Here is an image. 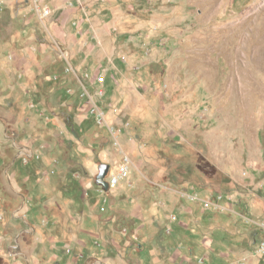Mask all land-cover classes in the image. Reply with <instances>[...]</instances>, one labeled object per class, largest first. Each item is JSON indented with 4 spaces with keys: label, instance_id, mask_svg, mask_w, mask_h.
I'll list each match as a JSON object with an SVG mask.
<instances>
[{
    "label": "rangeland",
    "instance_id": "1",
    "mask_svg": "<svg viewBox=\"0 0 264 264\" xmlns=\"http://www.w3.org/2000/svg\"><path fill=\"white\" fill-rule=\"evenodd\" d=\"M263 221L264 0H0V264H264Z\"/></svg>",
    "mask_w": 264,
    "mask_h": 264
},
{
    "label": "built area",
    "instance_id": "2",
    "mask_svg": "<svg viewBox=\"0 0 264 264\" xmlns=\"http://www.w3.org/2000/svg\"><path fill=\"white\" fill-rule=\"evenodd\" d=\"M44 12L47 13L46 10ZM93 80L94 81L91 87L85 86L84 84L80 85V98L84 101L85 117L91 118L95 125L99 127H106L109 129V127L105 123L104 110L101 106V102L104 97V92L101 88L103 79L101 76H98ZM109 131L112 133L114 129H109ZM116 133L119 134L120 129H118ZM129 165L130 164L128 158L124 156L115 170L108 171V175L105 180L109 188H115L122 181L127 179L129 175ZM187 196L189 197V200H195L194 196ZM202 204L205 208L216 209V207H213V201L211 200H204L202 201ZM261 227L264 229V221L262 222ZM257 252L259 254H264V240L259 243Z\"/></svg>",
    "mask_w": 264,
    "mask_h": 264
},
{
    "label": "water",
    "instance_id": "3",
    "mask_svg": "<svg viewBox=\"0 0 264 264\" xmlns=\"http://www.w3.org/2000/svg\"><path fill=\"white\" fill-rule=\"evenodd\" d=\"M108 169L109 165L103 163L99 164L97 167L98 173L95 177V184L100 186L104 191L108 190L109 188L107 182L105 181Z\"/></svg>",
    "mask_w": 264,
    "mask_h": 264
},
{
    "label": "bare ground",
    "instance_id": "4",
    "mask_svg": "<svg viewBox=\"0 0 264 264\" xmlns=\"http://www.w3.org/2000/svg\"><path fill=\"white\" fill-rule=\"evenodd\" d=\"M244 38V37H243ZM257 40V39H256Z\"/></svg>",
    "mask_w": 264,
    "mask_h": 264
},
{
    "label": "crops",
    "instance_id": "5",
    "mask_svg": "<svg viewBox=\"0 0 264 264\" xmlns=\"http://www.w3.org/2000/svg\"><path fill=\"white\" fill-rule=\"evenodd\" d=\"M108 171H109V169H108Z\"/></svg>",
    "mask_w": 264,
    "mask_h": 264
},
{
    "label": "flooded vegetation",
    "instance_id": "6",
    "mask_svg": "<svg viewBox=\"0 0 264 264\" xmlns=\"http://www.w3.org/2000/svg\"><path fill=\"white\" fill-rule=\"evenodd\" d=\"M106 181V180H105Z\"/></svg>",
    "mask_w": 264,
    "mask_h": 264
}]
</instances>
